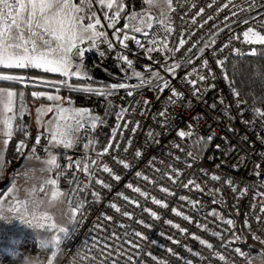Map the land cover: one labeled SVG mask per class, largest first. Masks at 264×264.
<instances>
[{
	"label": "built area",
	"instance_id": "built-area-1",
	"mask_svg": "<svg viewBox=\"0 0 264 264\" xmlns=\"http://www.w3.org/2000/svg\"><path fill=\"white\" fill-rule=\"evenodd\" d=\"M121 1V19L112 27L100 19L97 31L104 35L95 43L85 39L81 50L95 79L126 87L76 98L89 117L71 147L52 144L45 131L31 136L27 126L11 135L18 140L15 161L27 147L39 160L55 156L64 203L82 205L55 264H255L238 245L235 219L222 210L241 209L245 227L264 247V115L255 111L264 112V103L246 101L227 73L231 57L264 49L244 37L249 27L264 34V0H172L168 24H156L146 36L127 28L146 0ZM108 106L115 125L97 149ZM30 193L43 198L47 190L39 184ZM39 244L25 236L18 251L0 249V260L47 264L50 252Z\"/></svg>",
	"mask_w": 264,
	"mask_h": 264
},
{
	"label": "snow or ice",
	"instance_id": "snow-or-ice-1",
	"mask_svg": "<svg viewBox=\"0 0 264 264\" xmlns=\"http://www.w3.org/2000/svg\"><path fill=\"white\" fill-rule=\"evenodd\" d=\"M93 0H79V4L74 3L73 0H0V68H36L42 69L48 72L60 73L61 75H77L76 72H70L72 66V57L75 55L82 54V50L78 48L77 42H83L85 39L91 40L95 43V39L104 35L102 32L97 31V25L100 24L99 19H94L95 13L88 15L86 12L91 10V3ZM99 4L103 7L109 9L113 8L116 0H98ZM149 4H155L156 0H147ZM163 3H166L168 9H172V0H163ZM227 7V5H225ZM201 11H203L201 9ZM119 15V12L116 13V16ZM161 15H164L162 12ZM87 19L89 22L84 23V20ZM115 20V17L111 18ZM135 19V17H133ZM211 19V17H209ZM247 23V21H245ZM112 27L110 23L108 25ZM151 26V25H149ZM127 27V25H125ZM116 31H119L117 29ZM133 31L140 32L139 27L134 28ZM245 41L252 44L264 45V34L257 31L253 27H249L247 31L244 32ZM128 39V36L125 35L120 43L123 45L124 41ZM135 39V37H133ZM181 45L184 41L182 40ZM126 46V45H125ZM111 47V45H110ZM255 50H253L254 52ZM131 65V61H126ZM207 62L205 61V64ZM155 75V74H154ZM136 76L139 77L140 74L136 73ZM23 77L6 74L0 72V81H21ZM203 79V77H201ZM143 83V81H142ZM194 83V82H193ZM113 88H125V84L113 85ZM165 87L167 83L165 82ZM163 91V89H161ZM18 93L12 89L0 87V106L3 108L5 118L3 119L4 125V135L10 137L12 135L11 121L12 116L7 115L13 111V103L15 97ZM22 97L23 93H19ZM43 95L42 93H33L34 97H39ZM128 95H132L131 92ZM173 95H177L173 92ZM49 100H56L59 97L49 96ZM147 103V101H146ZM51 111V109H48ZM61 113H64L65 109H59ZM258 115H264V112H261L260 109L255 110ZM163 115V113H161ZM82 116V112L77 111L75 113L76 117ZM65 120H68L69 117H63ZM94 126V125H93ZM83 124L80 123L79 119H76V128H82ZM72 125L68 124L66 127L61 130L59 133L53 132L52 139L58 144H63L65 147H71ZM135 132L136 129H133ZM181 137L189 135V133L180 132L178 133ZM148 136H151L152 133H147ZM39 142V141H37ZM5 145L8 143L7 140L4 141ZM21 145L18 146L17 150L19 151ZM107 152V149H105ZM137 156L140 155L139 152L136 153ZM191 155V154H190ZM121 163H123L121 161ZM46 164L49 168L58 167L56 163V157L50 156L46 161ZM79 165V162H77ZM91 164H96V161H91ZM124 167H129V165L124 164ZM83 171L88 172L89 164L85 163L83 166ZM104 172L111 173V169L107 166L103 167ZM91 175V173H89ZM137 175H140L137 173ZM119 180L118 176L114 177ZM213 179H219L218 177H212ZM145 179H147L145 177ZM46 183L53 186L56 185V180H48ZM96 183L102 184L103 182L97 180ZM193 183V181H189ZM230 183V181H229ZM107 187V185H104ZM131 187V185H129ZM187 187V185H185ZM197 187H199L197 185ZM134 191L139 192L140 190L133 189ZM40 191H44L43 187ZM161 191H167V189H161ZM143 195V193H141ZM31 193H29V199L24 201L17 200L16 206L9 207L7 212L14 213V217L19 219L21 223L28 225L34 229H41L46 232L53 233L50 239H42L40 241L39 247L41 250H46L50 252V256L47 264H55L56 257L60 254V244L63 239L68 238L74 229L70 228L67 225L57 224L53 217L44 212L42 215H37L38 210L41 208L43 201L37 202L31 199ZM65 195L58 190H53L51 193V198L49 204L53 201H56L59 197ZM95 196L96 194L93 193ZM183 199V197L181 198ZM156 204L161 202L158 200L153 201ZM166 207V205H163ZM82 207L81 204H77L76 207H72L69 203L70 217L68 224H72L77 219V212ZM115 207V205H113ZM119 211V209H116ZM5 209L0 205V220L6 219L3 215ZM147 211V209H145ZM175 211V210H174ZM127 215V213H125ZM155 215V213H153ZM180 215V213H177ZM31 216V219H29ZM187 219V217H185ZM33 221H36L33 223ZM43 221H48L45 223ZM231 224V221H227ZM140 235V233H136ZM216 235V233H213ZM258 239V237H254ZM198 239V237H197ZM201 244L206 245L209 249L212 248L211 244H206L204 240H200ZM264 243V240L261 241ZM95 247V245H93ZM171 252V250H169ZM236 253L239 255H245L241 252L240 249H235ZM111 255V253H109ZM218 255V258L221 261L225 260L223 255ZM81 260L85 257L81 256ZM107 259V257H105ZM155 259V257H153ZM186 264H191V261H187Z\"/></svg>",
	"mask_w": 264,
	"mask_h": 264
},
{
	"label": "rangeland",
	"instance_id": "rangeland-1",
	"mask_svg": "<svg viewBox=\"0 0 264 264\" xmlns=\"http://www.w3.org/2000/svg\"><path fill=\"white\" fill-rule=\"evenodd\" d=\"M73 2L79 4V0H73ZM86 12L88 15H91V13L94 12V19H104L108 25L110 23L115 25L122 17L123 5L121 0H116L113 8L109 9L107 7L101 6L98 0H93L91 3V10L87 11L86 9ZM117 12H119L118 16H116ZM162 12L164 15H161ZM112 17H115V20H112ZM133 17H135V19H133ZM88 22L89 21L87 19L84 20L85 24ZM168 22L169 9L167 8L166 3H163V0H156L155 4H149L146 0V6L142 9L135 10L134 13L128 18L127 28L129 31H132L138 35L146 36L156 24L167 25ZM137 27L141 29L140 32L133 31V29ZM81 44L82 42H77L79 49H81ZM70 72H76L77 75H68L65 76V79L60 80H33V82H31L32 84L44 86L46 89L42 91L33 90L31 95H28L27 102L24 100L23 96L21 97L20 95H17V98L14 101V109L11 113H9V116L13 117L11 121L12 133L13 130H20L25 126L28 127L27 131L31 132V128L28 126L30 122H28V124L23 123V117L21 118V115L25 112L27 115L29 113V116H31L34 130L38 129L39 132H47L50 136L51 143L55 145L65 147L63 144H58L53 141L52 133H59L66 127V125L71 124V139L72 144L74 143L81 129L76 128V119H79L80 123L83 124L84 120L89 117V111L87 107L77 104L75 101L77 97L75 95L83 94L86 96L92 94L105 97L115 88L112 87V83L95 79L91 75L90 70L84 65L82 61V54L72 57V66L70 68ZM72 78L79 79L82 82L73 83L71 81ZM34 92L42 93L43 95L34 97ZM49 96L59 97V99L49 100ZM55 105H59V107H56ZM48 109H51V111ZM59 109H65L67 111L61 113ZM77 111L82 112V116L73 118ZM63 117H69V119L65 120ZM37 133L32 134L36 135ZM30 152L31 156L35 158L31 150ZM27 156L28 150L27 155L21 160V162H23L25 159H29ZM49 158L50 157H48L43 162H39L41 165H39L37 168L25 169L19 171L17 175H12L11 184L4 186V188L0 191V205H2L5 209L3 215L7 217L6 219L0 220V246L3 244H8L10 246L17 247L20 240L25 236H31L41 241L42 239H50L53 235V233L46 232L41 229H34L26 224H23L19 219L13 218L14 213L7 212L9 207L14 208L16 206L17 200L24 201L29 199L30 189L35 185L37 186L39 184H43L47 190V194L43 198H40L37 195H31V199L37 202L43 201V204L38 210L37 215H42L44 212H47L53 217L57 224L67 225L70 228L72 227L74 222L72 224H68L70 211L69 206L63 201V196L49 204L53 190L62 192V190L57 186V183L55 186L46 183L48 180H56L57 177V167L49 168V166L46 164V161ZM29 219H31V216H29ZM35 222L36 221H33V223ZM43 222L48 223V221ZM253 239L254 241L252 244L257 246L259 249L252 252L251 254L247 253V255L255 264H264V247L258 241H256L254 237ZM0 264L6 263L0 261Z\"/></svg>",
	"mask_w": 264,
	"mask_h": 264
},
{
	"label": "trees",
	"instance_id": "trees-1",
	"mask_svg": "<svg viewBox=\"0 0 264 264\" xmlns=\"http://www.w3.org/2000/svg\"><path fill=\"white\" fill-rule=\"evenodd\" d=\"M0 72L6 74H12L23 77L21 81H0V87L9 88L15 90L18 95L23 93L24 100L27 102L28 95H31L32 91H42L46 88L41 85L32 84L33 80H60L65 79L64 75L44 71L36 68H0ZM227 73L230 79L235 83L238 93L248 102L254 103V105H261L264 103V49L257 50L253 54H244L233 56L228 60ZM74 82H82L79 79H71ZM76 97H83V94H76ZM25 117V118H24ZM23 117V123L29 122L28 115ZM116 116L114 108L112 106L107 107L104 116L97 128L96 133V148L101 149L111 134V131L115 125ZM33 136V134H31ZM18 144L16 138H11L8 143L6 152V174L10 176L13 171L20 165L21 161H15L13 159V152ZM29 147L27 150L29 151ZM4 188L0 187V191ZM222 214L225 217H232L235 219L237 228V238L241 239L238 245L246 251L248 254L258 250L257 246H254L252 234L247 230L244 224L243 215L241 209L235 211L229 208H223Z\"/></svg>",
	"mask_w": 264,
	"mask_h": 264
},
{
	"label": "crops",
	"instance_id": "crops-1",
	"mask_svg": "<svg viewBox=\"0 0 264 264\" xmlns=\"http://www.w3.org/2000/svg\"><path fill=\"white\" fill-rule=\"evenodd\" d=\"M16 98H17V96L15 97V99ZM15 99H14V101H15ZM13 106H14V103H13L12 107ZM0 107H1V109H0V182H1L7 177V176H5L6 171H7V168H6L7 167L6 166V152H7L8 143H9V140L11 139V136L8 137V136L4 135L3 119L5 118V114L3 112L2 106H0ZM13 109H14V107H13ZM7 115H9V113H7ZM26 115H27V113H25V112L22 114L23 117L26 116ZM28 117H29V122H30V124H28V126H30V128H31L30 129L31 132L32 133L39 132L38 129L34 130L33 123H32V118H31V116H29V113H28ZM5 140L8 141V143L6 145L4 143ZM30 150L28 151V156H27V157H29V159L23 160V162L20 163V165L16 168V170L13 171V173L10 174V176L8 178V182L6 184H3L2 186H8L9 184H11L12 175H17L19 173V171H22V170H25V169L37 168L39 165H41V163H39V162H43L44 160L47 159L46 158V159L39 160V159L33 158L31 156ZM31 160L32 161L34 160L33 163H32ZM2 186H0V187H2Z\"/></svg>",
	"mask_w": 264,
	"mask_h": 264
},
{
	"label": "water",
	"instance_id": "water-1",
	"mask_svg": "<svg viewBox=\"0 0 264 264\" xmlns=\"http://www.w3.org/2000/svg\"><path fill=\"white\" fill-rule=\"evenodd\" d=\"M55 106L59 107V105H55ZM7 182H8V177H6L3 181L0 182V186H2L3 184H6ZM0 249H6L8 251H18V249L16 247L10 246L8 244L1 245Z\"/></svg>",
	"mask_w": 264,
	"mask_h": 264
}]
</instances>
